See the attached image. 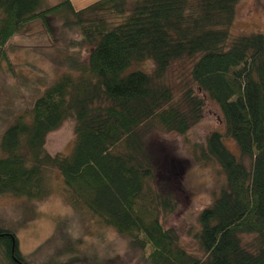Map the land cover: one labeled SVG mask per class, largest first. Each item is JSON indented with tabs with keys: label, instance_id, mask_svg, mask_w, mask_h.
I'll list each match as a JSON object with an SVG mask.
<instances>
[{
	"label": "trees",
	"instance_id": "1",
	"mask_svg": "<svg viewBox=\"0 0 264 264\" xmlns=\"http://www.w3.org/2000/svg\"><path fill=\"white\" fill-rule=\"evenodd\" d=\"M41 3L0 0V63L8 41L33 21L53 36L51 14L76 30L68 44L76 52L59 58L69 70L1 135L0 194L41 199L57 171L70 206L126 235L146 264H264V33L233 31L238 0ZM180 60L189 66L175 87L165 75ZM206 96L220 106L225 132H209L194 158L217 162L224 180L198 215V255L163 223L178 208L183 163L165 159L146 137L187 132ZM68 117L72 148L52 154L46 135ZM16 239L0 225V264H27Z\"/></svg>",
	"mask_w": 264,
	"mask_h": 264
},
{
	"label": "rangeland",
	"instance_id": "2",
	"mask_svg": "<svg viewBox=\"0 0 264 264\" xmlns=\"http://www.w3.org/2000/svg\"><path fill=\"white\" fill-rule=\"evenodd\" d=\"M59 1L42 0L41 8ZM71 1L78 9L95 0ZM49 17L53 36L36 20L14 35L5 48L8 61L2 59L0 63V143L10 124L26 114L35 98L69 70L59 58H66L68 51L76 52L68 44L76 41L78 34L74 28L62 25L59 14ZM233 21L235 33H264V0H238ZM81 49V57H85L86 49ZM188 64L187 60L177 61L165 75L175 87L186 76ZM205 99L202 118L187 132L155 129L146 137L149 146L165 159L176 158L183 163L179 205L163 223L173 227L180 243L198 255L203 254L196 236L200 228L198 215L212 202L216 188L224 180L217 162L204 164L194 158L195 152L206 144L209 132H225L220 106L208 96ZM73 121V117H68L47 133L44 145L49 152H70L74 141ZM224 141L231 151L239 154L234 139L225 136ZM51 176L54 190L41 199L0 194V225L14 232L23 261L27 264H146L140 248L130 245L126 235L102 223L89 210L70 206L60 191V175L52 171Z\"/></svg>",
	"mask_w": 264,
	"mask_h": 264
}]
</instances>
